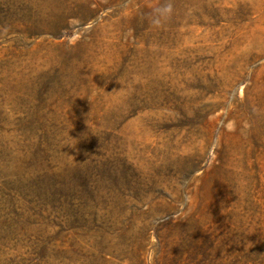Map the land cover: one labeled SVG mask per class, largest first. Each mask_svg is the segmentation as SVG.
<instances>
[{
    "label": "rangeland",
    "instance_id": "374dc122",
    "mask_svg": "<svg viewBox=\"0 0 264 264\" xmlns=\"http://www.w3.org/2000/svg\"><path fill=\"white\" fill-rule=\"evenodd\" d=\"M261 93L264 0H0V264H264Z\"/></svg>",
    "mask_w": 264,
    "mask_h": 264
},
{
    "label": "bare ground",
    "instance_id": "6f19581e",
    "mask_svg": "<svg viewBox=\"0 0 264 264\" xmlns=\"http://www.w3.org/2000/svg\"><path fill=\"white\" fill-rule=\"evenodd\" d=\"M247 112L250 113V109L248 107V104H247L246 100H242V113L240 115L242 117H244V118H247L248 117V115H246ZM233 115L234 114L231 111L230 114H229V116L233 118ZM250 118H251V115H250ZM255 121L259 125L261 132L264 133V93H261L259 95V109L253 111V114H252L251 122L254 125H255ZM240 131L243 134H247L248 133L247 126H245L243 124L242 127H241V129H240ZM263 140L264 139H261V141L259 142V145H260V148L259 149H260L261 158H262V165H263V168H264V141Z\"/></svg>",
    "mask_w": 264,
    "mask_h": 264
},
{
    "label": "clouds",
    "instance_id": "9594fccd",
    "mask_svg": "<svg viewBox=\"0 0 264 264\" xmlns=\"http://www.w3.org/2000/svg\"><path fill=\"white\" fill-rule=\"evenodd\" d=\"M164 11L170 13V12H171V5H170V4L167 5V6L165 7ZM154 23L157 24V25H159L160 20H159V19H156V20H154Z\"/></svg>",
    "mask_w": 264,
    "mask_h": 264
}]
</instances>
